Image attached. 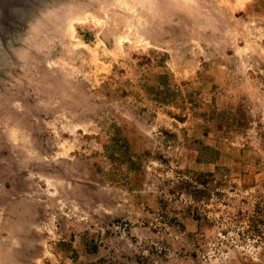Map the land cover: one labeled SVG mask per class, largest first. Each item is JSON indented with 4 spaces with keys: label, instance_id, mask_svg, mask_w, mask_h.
Listing matches in <instances>:
<instances>
[{
    "label": "rangeland",
    "instance_id": "1",
    "mask_svg": "<svg viewBox=\"0 0 264 264\" xmlns=\"http://www.w3.org/2000/svg\"><path fill=\"white\" fill-rule=\"evenodd\" d=\"M0 264H264V0H0Z\"/></svg>",
    "mask_w": 264,
    "mask_h": 264
},
{
    "label": "trees",
    "instance_id": "2",
    "mask_svg": "<svg viewBox=\"0 0 264 264\" xmlns=\"http://www.w3.org/2000/svg\"><path fill=\"white\" fill-rule=\"evenodd\" d=\"M215 175L214 173H198L194 174L192 176V181H187L189 187H191L192 192H189L192 197L200 201L202 199H206L209 196L210 189H209V182L214 179ZM195 217L197 219H205L207 220L206 217H203V215L200 213V210L198 208L194 209Z\"/></svg>",
    "mask_w": 264,
    "mask_h": 264
}]
</instances>
